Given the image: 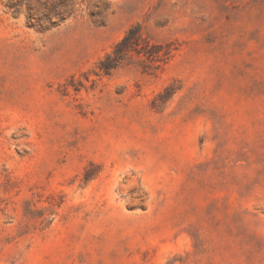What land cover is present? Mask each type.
<instances>
[{
	"label": "rangeland",
	"instance_id": "obj_1",
	"mask_svg": "<svg viewBox=\"0 0 264 264\" xmlns=\"http://www.w3.org/2000/svg\"><path fill=\"white\" fill-rule=\"evenodd\" d=\"M0 264H264V0H0Z\"/></svg>",
	"mask_w": 264,
	"mask_h": 264
},
{
	"label": "trees",
	"instance_id": "obj_2",
	"mask_svg": "<svg viewBox=\"0 0 264 264\" xmlns=\"http://www.w3.org/2000/svg\"><path fill=\"white\" fill-rule=\"evenodd\" d=\"M134 31V28L128 30V32H126V34L122 37V39L114 46V53L115 51H117V49L119 47H123V48H128L130 45L129 44V41H130V37H131V34H132V38H134V36L136 37V33L133 32ZM123 49V50H125ZM109 57H111V55H108L106 56V59H108ZM119 55L118 53L116 52V54H114V56H112V60L113 62L112 63H109V64H105V60L104 61H101L100 62V68L104 71V72H108L110 69L114 68L116 66V62L118 61L119 59Z\"/></svg>",
	"mask_w": 264,
	"mask_h": 264
}]
</instances>
